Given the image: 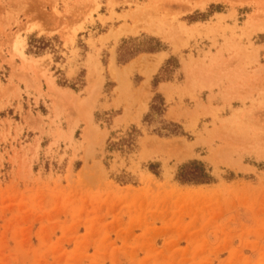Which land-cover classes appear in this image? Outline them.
<instances>
[{
  "label": "rangeland",
  "instance_id": "obj_1",
  "mask_svg": "<svg viewBox=\"0 0 264 264\" xmlns=\"http://www.w3.org/2000/svg\"><path fill=\"white\" fill-rule=\"evenodd\" d=\"M0 60V264H264V0H0Z\"/></svg>",
  "mask_w": 264,
  "mask_h": 264
},
{
  "label": "trees",
  "instance_id": "obj_2",
  "mask_svg": "<svg viewBox=\"0 0 264 264\" xmlns=\"http://www.w3.org/2000/svg\"><path fill=\"white\" fill-rule=\"evenodd\" d=\"M176 178L181 182L191 183H206L211 180V177L205 172L202 163L197 161L189 162L180 167Z\"/></svg>",
  "mask_w": 264,
  "mask_h": 264
},
{
  "label": "crops",
  "instance_id": "obj_3",
  "mask_svg": "<svg viewBox=\"0 0 264 264\" xmlns=\"http://www.w3.org/2000/svg\"><path fill=\"white\" fill-rule=\"evenodd\" d=\"M5 57L8 59L9 57H8V55L6 54L5 55ZM0 61H2V60H0ZM14 61L16 62V58H14ZM6 63V62H5ZM18 63V62H17ZM7 65H9L8 63H6ZM19 64V63H18ZM2 66H3V64H2ZM9 75V74H8ZM1 81V80H0ZM23 87V85L22 84H20V88H22ZM15 108H16V104H12ZM4 116H0V119L2 120V119H4L3 118Z\"/></svg>",
  "mask_w": 264,
  "mask_h": 264
}]
</instances>
